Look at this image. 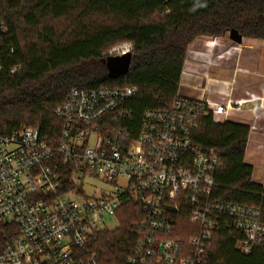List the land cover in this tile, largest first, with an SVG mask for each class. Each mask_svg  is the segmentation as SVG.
<instances>
[{"label": "built area", "instance_id": "obj_1", "mask_svg": "<svg viewBox=\"0 0 264 264\" xmlns=\"http://www.w3.org/2000/svg\"><path fill=\"white\" fill-rule=\"evenodd\" d=\"M132 52L127 45L112 57ZM135 93L128 86L75 88L56 109L55 140L40 127L0 134V225L18 229L0 264H101L92 251L96 237L113 231L107 219L118 222L130 204L145 216L132 225L137 240L123 264H205L222 228L242 237L241 254L264 250L261 208L216 198L221 158L193 140L202 117L228 122L254 97L217 104L178 94L169 109L145 111L135 129L127 108ZM249 111V136H264ZM184 214L198 229L187 244L174 237Z\"/></svg>", "mask_w": 264, "mask_h": 264}, {"label": "trees", "instance_id": "obj_2", "mask_svg": "<svg viewBox=\"0 0 264 264\" xmlns=\"http://www.w3.org/2000/svg\"><path fill=\"white\" fill-rule=\"evenodd\" d=\"M0 24L7 28L0 33V134L40 127L55 140L61 126L56 109L75 88H135L127 104L135 129L145 111L169 109L195 41L224 38L233 30L264 39V0H0ZM122 44L132 46V63L113 76L106 55ZM16 67L21 70L12 74ZM248 139V126L216 124L212 115L200 119L193 136L196 146L216 149L221 158L215 197L259 206L264 221V187L245 162ZM116 216L118 228L99 233L92 247L101 264L126 261L137 240L132 225L145 214L130 204ZM197 231L184 214L174 237L187 244ZM17 233L12 224L0 225V252ZM241 240L222 228L205 264H264V250L240 253Z\"/></svg>", "mask_w": 264, "mask_h": 264}, {"label": "rangeland", "instance_id": "obj_3", "mask_svg": "<svg viewBox=\"0 0 264 264\" xmlns=\"http://www.w3.org/2000/svg\"><path fill=\"white\" fill-rule=\"evenodd\" d=\"M65 26L66 24L62 23L57 25V28L62 31ZM201 41L208 42L205 45L210 49L199 47L200 41L190 46L183 71V83L186 76L191 75L193 71L197 73L195 79L190 82L193 87L205 88L207 92L220 91L219 94L229 97L228 100H232L229 95H232L237 81L241 86L252 85L258 94L257 97L253 96L257 101L255 104H244L241 108L255 110L260 126L264 127V93L260 92L264 87V39L244 38L242 45H236L231 41L229 33L224 38H206ZM125 46L127 44L110 49L106 56H115L116 50ZM107 225L110 230L118 228V222L113 218L107 219Z\"/></svg>", "mask_w": 264, "mask_h": 264}, {"label": "crops", "instance_id": "obj_4", "mask_svg": "<svg viewBox=\"0 0 264 264\" xmlns=\"http://www.w3.org/2000/svg\"><path fill=\"white\" fill-rule=\"evenodd\" d=\"M201 40L202 39L197 40V42L200 41L198 43L199 47H203L205 49L209 48V46L205 45L208 42H204ZM192 72H191V75L186 76L187 77L185 79L186 84L183 83V75H182L179 95L199 98V99L206 100L211 103H217V104L225 103L226 101H228L229 97L227 98L223 97V95L219 94L220 91L219 92H215V91L207 92L205 88L200 89L195 86L193 87L190 84V82L195 79V76L197 73H194V72L192 73ZM236 84L237 86L234 89V91L231 93L232 95H229L230 99L240 101V100H247L249 98V95H252L254 97L258 96V94H256V88L253 87L252 85L249 84L247 86H241L240 83H238V81L236 82ZM260 92L264 93V87L260 89ZM259 97H260V94H259ZM255 102L253 104H255ZM249 110L251 109L249 108L243 109L241 112L234 113L228 119V122H233V123H238L241 125L249 126L254 117V114L251 113ZM245 162L248 165L253 167V180L256 183H259V184L262 183L264 180V136H261L258 134H253L249 136L247 149H246V155H245Z\"/></svg>", "mask_w": 264, "mask_h": 264}, {"label": "water", "instance_id": "obj_5", "mask_svg": "<svg viewBox=\"0 0 264 264\" xmlns=\"http://www.w3.org/2000/svg\"><path fill=\"white\" fill-rule=\"evenodd\" d=\"M230 39L236 45H242L244 42L243 36L240 35L237 30H233L232 32H230ZM132 58V54L117 57L110 56L106 60L110 74L113 76H117L126 73L131 66Z\"/></svg>", "mask_w": 264, "mask_h": 264}]
</instances>
